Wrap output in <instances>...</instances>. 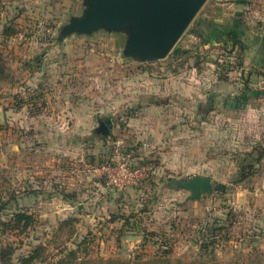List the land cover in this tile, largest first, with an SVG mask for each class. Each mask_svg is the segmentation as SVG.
Masks as SVG:
<instances>
[{
  "label": "rangeland",
  "instance_id": "rangeland-1",
  "mask_svg": "<svg viewBox=\"0 0 264 264\" xmlns=\"http://www.w3.org/2000/svg\"><path fill=\"white\" fill-rule=\"evenodd\" d=\"M240 1L206 0L165 59L134 62L122 34L57 40L81 0H0V204L9 201L0 221L17 208L36 217L13 240L14 264L38 245L35 264H53L84 240L78 256L92 260H147L171 248L184 264H264V161L235 183L245 154L264 146V77L249 79L223 47L236 19L244 39L260 43L264 0ZM246 83L259 99L243 96ZM121 140L153 170L120 190L88 167L115 174ZM205 175L217 190L199 199L171 182ZM122 214L135 215L139 232L111 222ZM211 224L223 227L212 255L200 250Z\"/></svg>",
  "mask_w": 264,
  "mask_h": 264
},
{
  "label": "water",
  "instance_id": "water-1",
  "mask_svg": "<svg viewBox=\"0 0 264 264\" xmlns=\"http://www.w3.org/2000/svg\"><path fill=\"white\" fill-rule=\"evenodd\" d=\"M83 10L72 16L57 37L63 41L71 35L94 33L122 34V54L134 62H156L165 59L193 21L206 0H81ZM111 123L110 120L107 121ZM98 130L107 133L100 121ZM173 185L190 191L191 199L214 192L210 176L187 180L172 179Z\"/></svg>",
  "mask_w": 264,
  "mask_h": 264
},
{
  "label": "trees",
  "instance_id": "trees-1",
  "mask_svg": "<svg viewBox=\"0 0 264 264\" xmlns=\"http://www.w3.org/2000/svg\"><path fill=\"white\" fill-rule=\"evenodd\" d=\"M240 2H245L242 0ZM231 22V20H229ZM233 22V21H232ZM241 24L240 19H236L232 24L235 27L230 30H226V37L223 39L224 41V49L229 50L230 54H235V59L237 62V69L242 71V73L246 72L248 78L255 75H260L264 77V63L258 64L253 67H247L245 64V53L249 47L248 42L253 40V42L257 43V37H254L252 34L245 38L242 36L243 33L236 26L237 24ZM201 25V24H200ZM13 31L8 28L6 29V34H11ZM251 37H254L253 39ZM261 40V37H259ZM247 40V41H246ZM237 50V52L235 51ZM0 55V82L6 80V67L4 62L1 60ZM247 69V71H245ZM248 79V83L249 80ZM248 83L244 86L243 96L245 97L247 93H251V88L248 86ZM250 91V92H249ZM261 94V93H260ZM241 97H237L236 100H240ZM264 161V146L257 147L250 152L245 154V157L239 163L238 166V177L235 183H240L249 179L252 175H254L257 171V167ZM215 190H217V184L214 182ZM9 201L1 202L0 210L4 211L8 209ZM229 214V213H228ZM7 220L0 221V264H14V254L16 252V246L14 239L16 240L19 237L28 235L32 229H34L36 224V217L30 214L28 211L17 208L10 214H8ZM135 217V215L126 216L122 215H113L111 222H115L117 220H123L122 229H128L133 231V233L139 232L138 225H132L130 219ZM211 232L206 237V242L202 243L200 246V250L205 252V254L212 255L214 253L215 243L218 235L222 232L223 227L217 224H211L210 226ZM146 236L156 235L154 233H146ZM158 236V235H156ZM147 238V237H146ZM21 240V239H20ZM86 242L87 240L82 241L76 250L68 251L67 254L59 258L53 264H184L181 261L177 260L175 262L171 259L172 249L169 248L161 253L155 254L150 259H143V256H136L133 259H99L92 260L87 256L80 257L78 256L79 249L83 247L86 250ZM147 242V240H146ZM43 250L44 247L42 245H38L35 248L31 249L27 255H21L18 258V264H35L37 260L43 261ZM203 254V253H202ZM87 255V253L85 254ZM88 258V259H87ZM189 264H212V263H203V262H193Z\"/></svg>",
  "mask_w": 264,
  "mask_h": 264
},
{
  "label": "built area",
  "instance_id": "built-area-1",
  "mask_svg": "<svg viewBox=\"0 0 264 264\" xmlns=\"http://www.w3.org/2000/svg\"><path fill=\"white\" fill-rule=\"evenodd\" d=\"M116 151L122 155L123 162L119 163L116 168L115 174L111 175V168L109 165L103 164L98 167H92L90 165L88 169H94L95 171L103 174H109V182L111 185L118 189H124L125 187H131L142 183L147 180L153 170L152 167H141L134 159L137 158L138 151L135 147L125 148L124 141H118ZM119 154V157H121ZM125 154L126 157L123 156Z\"/></svg>",
  "mask_w": 264,
  "mask_h": 264
},
{
  "label": "crops",
  "instance_id": "crops-1",
  "mask_svg": "<svg viewBox=\"0 0 264 264\" xmlns=\"http://www.w3.org/2000/svg\"><path fill=\"white\" fill-rule=\"evenodd\" d=\"M253 36L255 37V35H253ZM209 37H211V36H209ZM209 37H208V40H209ZM254 37H251V38L253 39ZM248 44H249V47L246 50L247 51L246 55H247L249 62L248 63L245 62L246 66L247 67H253V66L258 65V64H263L264 63V34L261 37L260 43H254L253 40H250L248 42ZM249 87L252 90H251V93H247V95H246V96H248L247 100L249 101V99H252V98H258L259 99V97L255 96V95L253 96V94H255L254 88L251 87V85ZM259 93H261V92H259ZM248 94H250V95H248ZM234 111H237V110H234Z\"/></svg>",
  "mask_w": 264,
  "mask_h": 264
},
{
  "label": "flooded vegetation",
  "instance_id": "flooded-vegetation-1",
  "mask_svg": "<svg viewBox=\"0 0 264 264\" xmlns=\"http://www.w3.org/2000/svg\"><path fill=\"white\" fill-rule=\"evenodd\" d=\"M107 121H108V120H106L104 123H105L106 125H109Z\"/></svg>",
  "mask_w": 264,
  "mask_h": 264
}]
</instances>
